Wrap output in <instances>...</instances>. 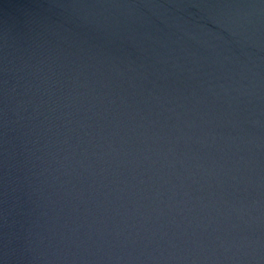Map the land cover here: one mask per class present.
<instances>
[{"label": "water", "instance_id": "water-1", "mask_svg": "<svg viewBox=\"0 0 264 264\" xmlns=\"http://www.w3.org/2000/svg\"><path fill=\"white\" fill-rule=\"evenodd\" d=\"M0 264H264V0H0Z\"/></svg>", "mask_w": 264, "mask_h": 264}]
</instances>
